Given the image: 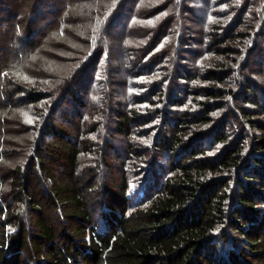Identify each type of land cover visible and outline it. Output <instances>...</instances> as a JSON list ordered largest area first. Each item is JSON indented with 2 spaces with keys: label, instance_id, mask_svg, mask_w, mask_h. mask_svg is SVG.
<instances>
[{
  "label": "rangeland",
  "instance_id": "1",
  "mask_svg": "<svg viewBox=\"0 0 264 264\" xmlns=\"http://www.w3.org/2000/svg\"><path fill=\"white\" fill-rule=\"evenodd\" d=\"M235 1L127 0L119 17L103 23L108 11L100 15L95 10L102 0H0V201L9 199L17 164L32 154L27 138L39 132L34 113L42 110L45 116L46 104L68 89L72 92L57 122L67 126L64 121L71 120L68 134L86 132L80 139L98 149L81 155L82 170L96 166L100 182L126 176L134 200L153 194L173 174L170 149L157 143L167 140L161 134L167 119L175 123L185 111H201L183 133L185 138L199 134L206 155L221 153L243 134L246 156L264 138V29L259 28L249 47L239 42L233 46L238 52H229L234 18L229 6ZM246 16L237 26L240 32L248 24ZM27 25L30 32L24 34ZM91 27L94 33L85 35L82 30ZM23 48L29 52L26 59ZM232 58L233 70L227 67ZM247 80L252 83L248 101L242 96ZM32 83L41 98L19 99L25 97L20 87L29 90ZM10 90H15L12 98ZM121 113L135 117L130 134L115 128ZM225 134L222 142L216 140ZM146 181H151L147 190Z\"/></svg>",
  "mask_w": 264,
  "mask_h": 264
},
{
  "label": "trees",
  "instance_id": "2",
  "mask_svg": "<svg viewBox=\"0 0 264 264\" xmlns=\"http://www.w3.org/2000/svg\"><path fill=\"white\" fill-rule=\"evenodd\" d=\"M102 1L95 3V10L100 15L108 11L103 23L127 9V0ZM229 14L234 17L227 35L232 45L229 52H238L235 44L249 47L259 28L264 29V0H237L229 6ZM245 14L248 24L240 32L237 26ZM29 26L24 34L30 32ZM93 29L82 31L90 36ZM20 38L26 46L27 40ZM26 50L21 51L23 58L29 53ZM234 61L227 67L233 70ZM251 86L247 80L242 88L246 101L252 100ZM27 87L31 89L20 87L18 92L25 91V97L19 99L38 101L41 93L32 90L37 84ZM8 92L11 97L15 90ZM71 92L55 95L46 104L45 116L39 113L42 110L34 113L39 132L27 138L32 154L17 164L9 199L0 201V264H264L263 137L247 149L246 156L242 134L210 157L199 134L185 138L183 133L194 116L201 118V111H185L175 117V123L167 119L168 127L161 132L167 140L157 144L170 149L173 174L153 194L134 200L128 194L126 176L100 182L96 166L82 170L81 155L98 149L93 150L89 139H80L86 132L78 130L75 137L68 134L71 120L64 121L67 126L57 122L58 111ZM207 105L203 102V108ZM133 119L134 115L121 113L115 128L130 134ZM168 131L172 137H167ZM226 136L216 140L222 142ZM231 182L232 188L226 190ZM150 183L146 181L145 190Z\"/></svg>",
  "mask_w": 264,
  "mask_h": 264
},
{
  "label": "snow or ice",
  "instance_id": "3",
  "mask_svg": "<svg viewBox=\"0 0 264 264\" xmlns=\"http://www.w3.org/2000/svg\"><path fill=\"white\" fill-rule=\"evenodd\" d=\"M157 19H159V17H157ZM61 35H63V33H61ZM93 46L95 45V39H93ZM6 75V74H5ZM16 75H18L19 76V73H17ZM22 79H24L25 81H28L29 80V78L27 77V76H23L22 77ZM30 82V81H29ZM46 82V81H45ZM29 123H32V121L30 120V121H28Z\"/></svg>",
  "mask_w": 264,
  "mask_h": 264
}]
</instances>
